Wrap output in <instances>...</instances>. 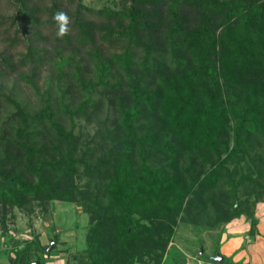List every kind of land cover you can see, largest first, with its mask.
<instances>
[{
	"label": "trees",
	"instance_id": "obj_1",
	"mask_svg": "<svg viewBox=\"0 0 264 264\" xmlns=\"http://www.w3.org/2000/svg\"><path fill=\"white\" fill-rule=\"evenodd\" d=\"M107 1L0 0L14 12L0 11V26L15 29L0 51L3 233L16 209L61 201L89 216L83 264H164L181 225L206 233L245 216L255 235L264 0ZM58 11L71 18L63 38ZM12 77L37 90L44 78L35 113L4 91ZM16 244L13 264H47L55 251L39 237Z\"/></svg>",
	"mask_w": 264,
	"mask_h": 264
},
{
	"label": "rangeland",
	"instance_id": "obj_2",
	"mask_svg": "<svg viewBox=\"0 0 264 264\" xmlns=\"http://www.w3.org/2000/svg\"><path fill=\"white\" fill-rule=\"evenodd\" d=\"M85 3L94 9H100L109 4L107 0H85ZM0 11L9 16L14 13L12 8H0ZM5 28L11 29V33L15 32L9 21L0 26V51L6 46ZM46 31H48L47 28ZM13 35L15 34H12V37ZM23 37L21 35L18 38L19 42L12 49L17 58L25 52ZM38 81L39 90L12 77L5 82L4 91H12L29 111L35 113L43 105L41 96L45 94L47 87L44 78ZM56 94L55 89L54 95ZM77 124V131L82 133L93 134L96 129L95 124L88 121L77 119ZM14 212L15 220L10 221V230L7 233H3L0 224V264H13L11 258L24 247L16 244L18 239L30 240L34 237H39L43 246L53 243L55 247L53 254L45 256L47 264H83L86 259L83 255L87 246L86 236L90 219L80 205L53 201L48 203L46 210L36 205L29 213L18 209ZM256 217L259 223L255 235H250V221L245 216L206 233L196 232L190 226L181 225L164 264H223L225 260L229 262L227 264H264V202L258 204ZM56 235L59 236V240L55 243L53 239ZM235 238L243 239L242 244L240 242L241 247H237L239 242L233 240ZM228 243H234V246L231 247ZM219 247L221 257H224L222 262L214 258L217 256L216 251ZM37 256L36 250L33 251L32 257L37 258Z\"/></svg>",
	"mask_w": 264,
	"mask_h": 264
},
{
	"label": "clouds",
	"instance_id": "obj_3",
	"mask_svg": "<svg viewBox=\"0 0 264 264\" xmlns=\"http://www.w3.org/2000/svg\"><path fill=\"white\" fill-rule=\"evenodd\" d=\"M54 20L58 28V31L56 33L57 37L63 38L70 31L71 18L67 15V13L63 11H58L54 15Z\"/></svg>",
	"mask_w": 264,
	"mask_h": 264
},
{
	"label": "water",
	"instance_id": "obj_4",
	"mask_svg": "<svg viewBox=\"0 0 264 264\" xmlns=\"http://www.w3.org/2000/svg\"><path fill=\"white\" fill-rule=\"evenodd\" d=\"M53 247V243L51 245V247L49 248V251L51 250V248ZM216 260H219L220 262H222L224 260L223 257L220 256V254H217V256L214 257ZM33 264H41L40 262L37 263H33Z\"/></svg>",
	"mask_w": 264,
	"mask_h": 264
},
{
	"label": "crops",
	"instance_id": "obj_5",
	"mask_svg": "<svg viewBox=\"0 0 264 264\" xmlns=\"http://www.w3.org/2000/svg\"><path fill=\"white\" fill-rule=\"evenodd\" d=\"M233 240H236V241H238L239 243H238V246L237 247H241V244H242V240H239V239H237V238H235V239H233ZM240 242H241V244H240ZM229 244V246H234V243H228ZM226 246V245H225Z\"/></svg>",
	"mask_w": 264,
	"mask_h": 264
}]
</instances>
